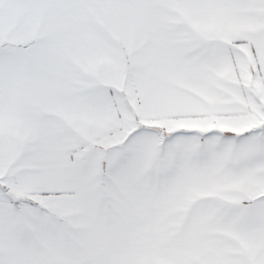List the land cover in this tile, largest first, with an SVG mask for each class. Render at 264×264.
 Here are the masks:
<instances>
[{
    "label": "snow or ice",
    "instance_id": "snow-or-ice-1",
    "mask_svg": "<svg viewBox=\"0 0 264 264\" xmlns=\"http://www.w3.org/2000/svg\"><path fill=\"white\" fill-rule=\"evenodd\" d=\"M0 264H264V0H0Z\"/></svg>",
    "mask_w": 264,
    "mask_h": 264
}]
</instances>
